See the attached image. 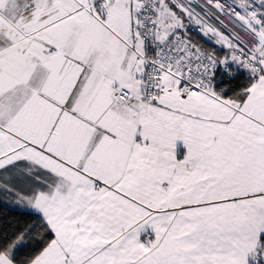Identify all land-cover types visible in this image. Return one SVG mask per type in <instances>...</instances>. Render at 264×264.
Here are the masks:
<instances>
[{"label": "snow or ice", "instance_id": "snow-or-ice-1", "mask_svg": "<svg viewBox=\"0 0 264 264\" xmlns=\"http://www.w3.org/2000/svg\"><path fill=\"white\" fill-rule=\"evenodd\" d=\"M0 264H264V0H0Z\"/></svg>", "mask_w": 264, "mask_h": 264}]
</instances>
